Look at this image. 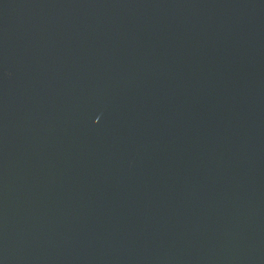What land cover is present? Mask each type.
I'll list each match as a JSON object with an SVG mask.
<instances>
[{"label": "water", "instance_id": "obj_1", "mask_svg": "<svg viewBox=\"0 0 264 264\" xmlns=\"http://www.w3.org/2000/svg\"><path fill=\"white\" fill-rule=\"evenodd\" d=\"M0 264H264V0H0Z\"/></svg>", "mask_w": 264, "mask_h": 264}]
</instances>
